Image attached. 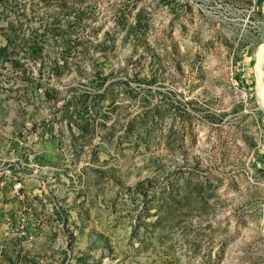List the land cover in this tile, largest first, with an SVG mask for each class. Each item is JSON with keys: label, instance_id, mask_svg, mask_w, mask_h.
Segmentation results:
<instances>
[{"label": "rangeland", "instance_id": "obj_1", "mask_svg": "<svg viewBox=\"0 0 264 264\" xmlns=\"http://www.w3.org/2000/svg\"><path fill=\"white\" fill-rule=\"evenodd\" d=\"M263 46L264 0H0V264H264Z\"/></svg>", "mask_w": 264, "mask_h": 264}, {"label": "bare ground", "instance_id": "obj_2", "mask_svg": "<svg viewBox=\"0 0 264 264\" xmlns=\"http://www.w3.org/2000/svg\"><path fill=\"white\" fill-rule=\"evenodd\" d=\"M263 52H264V46L257 53L258 66L260 65L259 63L261 62V59L264 55ZM259 79H261V77ZM259 81H258L259 82L258 83V95H259L258 97L261 99L262 103H264V86H263L261 80H259Z\"/></svg>", "mask_w": 264, "mask_h": 264}]
</instances>
